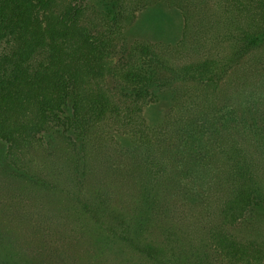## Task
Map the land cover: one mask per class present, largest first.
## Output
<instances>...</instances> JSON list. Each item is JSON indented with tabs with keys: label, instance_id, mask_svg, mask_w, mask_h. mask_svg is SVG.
Masks as SVG:
<instances>
[{
	"label": "trees",
	"instance_id": "1",
	"mask_svg": "<svg viewBox=\"0 0 264 264\" xmlns=\"http://www.w3.org/2000/svg\"><path fill=\"white\" fill-rule=\"evenodd\" d=\"M107 1L0 0V182L50 205L37 246L0 214V264H264V0ZM147 15L188 40L142 36L114 66ZM150 60L177 80L158 123Z\"/></svg>",
	"mask_w": 264,
	"mask_h": 264
},
{
	"label": "rangeland",
	"instance_id": "2",
	"mask_svg": "<svg viewBox=\"0 0 264 264\" xmlns=\"http://www.w3.org/2000/svg\"><path fill=\"white\" fill-rule=\"evenodd\" d=\"M88 2L90 5V13L94 16L109 11L107 0H88ZM151 20H153V16L151 15L143 17L140 24L137 25L135 22L133 25L127 27L119 41L106 46V49L109 52V57L114 66L121 67L129 62V44L142 36H157L159 37L157 39H162L169 44L175 43L181 36H187V29L183 26V20L178 17L169 16L167 20L171 21L170 28L164 30H162L161 27L156 28L148 26ZM183 39L188 40L186 37ZM143 66L145 68L150 67L148 68L151 70L150 74L154 76L156 80L149 91H154L158 95L157 102H152L150 103L151 105L145 107L144 116L149 123H158L164 119L173 106V90L176 88L177 80L175 79V74L171 70V67L163 65L157 60L147 61ZM107 83L109 86H115L120 89L121 94H128L133 89L128 85L121 84L117 76L113 73L108 76ZM50 137H55V135L52 134ZM111 137L116 141H119L121 144L122 141L127 142L125 141L126 139H123L125 135L121 133L119 129L114 130L111 133ZM47 139H49V137ZM199 149L200 146L196 145L195 151H199ZM188 152L189 149L186 150V153ZM118 184V181H115L116 187ZM129 191H131L130 185L126 187V192ZM180 198L186 207L193 206L191 202L194 201V198L189 194L184 196V200H182V197ZM49 206L50 205L47 203V197H45L38 188H35L34 186L23 187V185L15 179L7 184L0 182V214L5 217L7 216L5 220L8 221L9 225L15 226L16 230L29 238L36 246L41 245L45 240L43 234L45 233L44 221L41 217L43 214L40 213V210L43 207L47 210ZM55 250L58 254H62L58 248H55Z\"/></svg>",
	"mask_w": 264,
	"mask_h": 264
}]
</instances>
